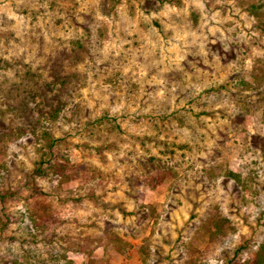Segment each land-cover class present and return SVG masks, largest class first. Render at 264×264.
Returning a JSON list of instances; mask_svg holds the SVG:
<instances>
[{
    "label": "rangeland",
    "instance_id": "obj_1",
    "mask_svg": "<svg viewBox=\"0 0 264 264\" xmlns=\"http://www.w3.org/2000/svg\"><path fill=\"white\" fill-rule=\"evenodd\" d=\"M263 1L178 0L146 11L140 0H122L105 14L101 0H0V61L12 64L0 69L1 88L21 80L17 71L26 64L44 78L46 61L81 37L86 16H94L89 25L94 59L80 65L85 83L69 98L66 113L71 118L52 128L59 138L56 154L69 148L79 175L61 185L38 178L61 219L54 245L66 249L68 260L193 264L187 244L205 245L199 223L211 203H218L236 226L230 249L244 246L241 256L247 258L259 247L264 238V110L252 109L241 122L248 139L236 137V124L227 116L241 109L230 94L242 84L225 86L233 71L264 76V6L251 12L252 5L260 7ZM169 82L173 87L167 88ZM193 96H200L201 104L208 100V113ZM186 109L200 116L202 126L195 132L174 118ZM101 116L106 121L96 122ZM251 139L258 142L256 148ZM184 142L190 147L181 148ZM39 145L30 136L10 142L4 158L11 160L10 166L0 168L6 177L2 184L14 186L29 175L41 155ZM97 145L106 146L103 154L96 152ZM153 153L172 160L178 175L157 188H130L126 173L134 168L127 160ZM213 158L242 172L249 188H237L223 177L208 183L202 168ZM137 193L144 203L163 206L143 219ZM22 205V200L10 201L5 208L0 205V212ZM119 207L131 213L124 216ZM110 225L130 241L124 252L105 247L102 237ZM228 247L195 264H225L220 254Z\"/></svg>",
    "mask_w": 264,
    "mask_h": 264
},
{
    "label": "trees",
    "instance_id": "obj_2",
    "mask_svg": "<svg viewBox=\"0 0 264 264\" xmlns=\"http://www.w3.org/2000/svg\"><path fill=\"white\" fill-rule=\"evenodd\" d=\"M121 1L101 0L100 9L103 13L109 14ZM140 1H142L141 8L146 11H149L147 7L157 10L158 5L178 2V0ZM263 6L264 1L260 7L256 4L252 5L251 12L259 13ZM91 13L86 16L88 22L83 23L88 26L81 37L74 38L71 45L62 48L55 56H51L46 61L47 72L44 78L38 69L26 64L27 68L21 66V70L17 71L18 76L22 77L21 80L11 83V86L7 88L0 87V168L7 169L10 166L11 160L6 161L4 158L9 152L10 142L16 141L20 136H30L40 141L39 149L42 151L29 175L25 176L23 180H19L14 186L2 184L6 177L2 176L0 170V205L5 208L10 201H23L21 208L0 212V243L4 242V249L0 252V264H74L72 260L67 259L65 248L59 250L54 245L59 242L56 241V237L60 235L58 224L61 219L54 214L55 211L45 195V190L39 186L38 178L55 179L58 181V185H61L79 175L75 164L70 162L69 148L56 154L55 146L59 138L55 137L52 128L54 124L71 118L66 113L69 98L75 96L76 87L85 83L79 68L86 59L93 58L95 44L91 39L92 26L89 25L93 24L94 16ZM11 66L12 64L8 60L0 61V69L5 70L12 68ZM229 84L231 86L242 84V88L237 90L239 92L234 91L233 89L236 88H233L234 92L230 94L241 104V109L237 113L229 114L227 119L236 124L233 130L236 132V137L248 139L249 132L241 126V122L252 109L263 106L264 110V76L261 77L255 73L247 76L233 71L225 86L227 90ZM171 86L172 84L169 82L167 88ZM209 88L216 87L210 86ZM255 95L260 97L256 99ZM195 98L197 103L201 104L200 96H193L192 101ZM203 101L200 107L204 111L203 113H208V100L203 99ZM71 110L75 113V109L71 108ZM193 111L194 109H191L187 112L186 109L185 112H176L174 118L179 125L193 131L198 126H202L199 120L200 116H196L197 113L193 114ZM196 117H198L197 120ZM104 121L106 120L103 116L96 119V122ZM250 137L253 139L254 134H251ZM252 139L250 145L256 148L258 142L254 143ZM180 147L187 148L190 147V144L184 142ZM95 148L96 152L101 155L106 146L97 145ZM127 162H133L134 168L132 173H126L130 188L139 187L142 184L157 188L167 179L175 178L179 173L172 160L164 159L156 153L150 154L148 157L139 154L133 161L130 159ZM206 162L202 172L207 177L208 183H215L223 177L226 181H234L237 188L239 186L244 189L249 188L250 180L244 178L242 172L232 168L229 162H220L214 158L206 160ZM172 183L175 185L174 182ZM23 190L26 192L23 193ZM138 196L140 195L137 193L135 198H141V200H137L143 219H147L149 214L156 215L158 208L163 206L159 202L144 203L142 194L140 197ZM105 205L109 208L115 207L107 203ZM209 205L206 216L199 223L202 233L206 236L205 245L198 246L192 242L187 244L186 252L190 255L193 264L201 260L202 263H205L215 255L216 250L220 247H228L230 238L236 230L232 219L224 213L218 203ZM119 209L124 216L131 213L123 207H119ZM102 241L106 243L107 249L114 248L120 252H124L130 245V241L126 240L115 226H108ZM243 248L242 245L234 250L229 247L225 248L220 254L223 263L264 264V238L250 257L243 258L241 256ZM108 255L107 252L105 257L108 258ZM5 257L9 259L7 260ZM90 264H93V261Z\"/></svg>",
    "mask_w": 264,
    "mask_h": 264
}]
</instances>
